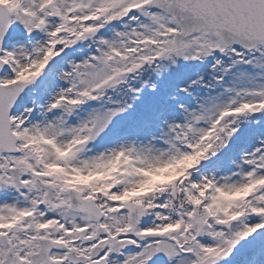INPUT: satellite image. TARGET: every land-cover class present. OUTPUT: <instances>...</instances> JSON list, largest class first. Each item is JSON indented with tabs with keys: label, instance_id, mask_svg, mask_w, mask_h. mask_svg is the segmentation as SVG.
<instances>
[{
	"label": "snow or ice",
	"instance_id": "obj_1",
	"mask_svg": "<svg viewBox=\"0 0 264 264\" xmlns=\"http://www.w3.org/2000/svg\"><path fill=\"white\" fill-rule=\"evenodd\" d=\"M0 264H264V0H0Z\"/></svg>",
	"mask_w": 264,
	"mask_h": 264
}]
</instances>
